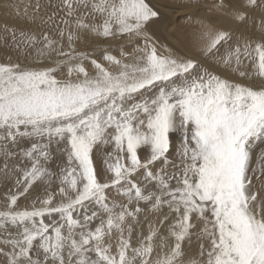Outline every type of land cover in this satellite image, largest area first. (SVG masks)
<instances>
[{
	"label": "snow or ice",
	"instance_id": "1",
	"mask_svg": "<svg viewBox=\"0 0 264 264\" xmlns=\"http://www.w3.org/2000/svg\"><path fill=\"white\" fill-rule=\"evenodd\" d=\"M0 264H264V0H0Z\"/></svg>",
	"mask_w": 264,
	"mask_h": 264
},
{
	"label": "rangeland",
	"instance_id": "2",
	"mask_svg": "<svg viewBox=\"0 0 264 264\" xmlns=\"http://www.w3.org/2000/svg\"><path fill=\"white\" fill-rule=\"evenodd\" d=\"M15 2L23 5L24 3H27V0H15ZM163 2L172 3V2H176V0H163ZM202 2H203V0H202ZM167 10L168 11H174L173 9H167ZM175 10H178V14L174 18V26L171 30L167 31L169 36L167 33H165L167 39L164 42L168 43L170 46H175V47L180 48V49H181V47L184 48L185 46L191 47L192 41H194V39H195L194 32L189 29L185 19H178L179 17L182 16V14L185 11H189V9L176 8ZM172 30H173V32H172ZM170 32L175 33V34L173 35ZM170 38H172V39H170ZM253 166L255 167V164ZM256 166H257V163H256Z\"/></svg>",
	"mask_w": 264,
	"mask_h": 264
},
{
	"label": "bare ground",
	"instance_id": "3",
	"mask_svg": "<svg viewBox=\"0 0 264 264\" xmlns=\"http://www.w3.org/2000/svg\"><path fill=\"white\" fill-rule=\"evenodd\" d=\"M167 12H168V14H169V16H170V18H171V20H172V22L173 23H171V24H169L168 25V30H171L172 28H173V26H174V18L176 17V15L178 14V10H174V11H168V10H166ZM181 14V13H180ZM186 28V27H185ZM175 29V28H174ZM178 29V28H177ZM180 29V28H179ZM181 30V29H180ZM191 30V29H190ZM172 32H173V30H172ZM180 32V31H179ZM171 33V32H170ZM168 34V33H167ZM180 34V33H179ZM168 36H169V34H168ZM188 36V35H187ZM182 37V36H181ZM167 39V38H166ZM170 39H172V38H170ZM183 45V44H182ZM183 47H181V49H182ZM185 48V47H184ZM252 163H253V165L255 164V166H256V159H255V157L253 158V161H252Z\"/></svg>",
	"mask_w": 264,
	"mask_h": 264
}]
</instances>
